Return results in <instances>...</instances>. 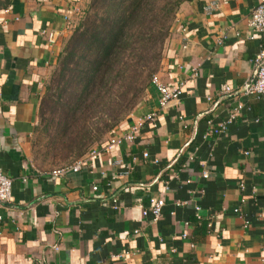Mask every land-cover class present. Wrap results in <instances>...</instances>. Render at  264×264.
<instances>
[{
  "label": "crops",
  "instance_id": "crops-1",
  "mask_svg": "<svg viewBox=\"0 0 264 264\" xmlns=\"http://www.w3.org/2000/svg\"><path fill=\"white\" fill-rule=\"evenodd\" d=\"M81 3L0 5V169L12 180L0 203V264H264V95L243 94L255 78L253 58L264 52V33L248 25L257 0L182 3L157 72L166 86L182 85L178 101L160 109L150 85L115 132L148 111L154 121L56 176L57 160L35 147L38 110L72 32L66 16ZM43 29L57 32L54 43ZM208 120L221 130L210 133ZM151 197L165 201L157 220L142 215Z\"/></svg>",
  "mask_w": 264,
  "mask_h": 264
},
{
  "label": "trees",
  "instance_id": "trees-1",
  "mask_svg": "<svg viewBox=\"0 0 264 264\" xmlns=\"http://www.w3.org/2000/svg\"><path fill=\"white\" fill-rule=\"evenodd\" d=\"M190 1H89L40 100L42 129H53L50 145L61 160L82 157L140 107L176 13Z\"/></svg>",
  "mask_w": 264,
  "mask_h": 264
},
{
  "label": "built area",
  "instance_id": "built-area-1",
  "mask_svg": "<svg viewBox=\"0 0 264 264\" xmlns=\"http://www.w3.org/2000/svg\"><path fill=\"white\" fill-rule=\"evenodd\" d=\"M217 5L214 1L210 2V5L207 6V8H210L212 6ZM8 11V9H6ZM74 12V9H72L70 15L66 16V21L68 23V26L70 25L71 22V14ZM248 25L252 32L256 34H261L264 33V0H257L256 5L253 7ZM41 34L45 35L47 41L52 44L56 41L57 37V32L54 31H47L43 29L41 31ZM252 37V36H251ZM253 62L255 65V78L254 80L246 84L243 88V94L245 95H255L256 97H259L261 95H264V52L260 51L258 52L254 58ZM193 75L195 76L196 73L194 72ZM150 85H153L156 87L158 93H159V98H158V106L160 109H165L168 107V105L172 102H177L180 96V88L181 84H177L174 87H168L164 83H162L159 79V76L157 73L153 74ZM230 92L229 87H225L223 90V93H228ZM243 105L239 104L236 108H242ZM156 116V112L154 110L148 111L142 115H140L136 122H134L130 129L127 132H124L122 134H116L114 132L113 134L110 135L109 140L107 143L102 147V149L99 148H91L86 155H83L82 157L76 159L73 163L68 164L64 167H60L57 169H53L51 173L53 175H60L63 174L67 171H73L77 172L81 170V168L87 164L88 162L96 159L100 153L101 150H107L109 147L113 145H119L123 141H132L136 137V133H138L141 129V127L148 122L154 121V118ZM207 124L209 125V131L210 133H218L221 129L220 127H215L211 120L207 121ZM143 157L147 158L148 153L143 152ZM157 159H153V162H157ZM120 160H117L116 163H119ZM127 170L122 173L126 174ZM208 176L207 170L203 169L202 171V177L206 178ZM187 182H190V180H187ZM11 189H12V180L9 178L5 173L0 169V203L7 202L10 197H11ZM93 190H97V186L92 187ZM243 201V200H242ZM185 201H176V205L180 206L184 204ZM118 199L117 198H112V207L114 209H117L118 207ZM165 206V201L162 197H151L149 198L148 204L146 207L142 210V215L144 217H151L152 220H157L163 212ZM234 212L239 213V208H234ZM195 217L197 219H202V214H201V208L199 206H195ZM1 218V217H0ZM187 224V222H186ZM188 234L187 232H183L181 234V238L185 239L187 238ZM193 246V244H191ZM262 252L264 253V245L262 247ZM124 255V254H123ZM117 256H122V254H119ZM264 260V257H263ZM129 264V263H126Z\"/></svg>",
  "mask_w": 264,
  "mask_h": 264
},
{
  "label": "rangeland",
  "instance_id": "rangeland-1",
  "mask_svg": "<svg viewBox=\"0 0 264 264\" xmlns=\"http://www.w3.org/2000/svg\"><path fill=\"white\" fill-rule=\"evenodd\" d=\"M89 1L90 0H82L81 4L74 5V7H73L74 12L71 14V22H70V25H69L70 30H73V28L82 19L83 15H84V13L86 11V8L88 6ZM50 77H51V74H50ZM50 77H49L48 81L46 82V84L48 82H50ZM147 92L148 91L146 90L144 98L147 96ZM144 98H143V101H144ZM39 109H40V104H39ZM52 134H53V129L52 128H48L46 131L42 129V116H40V112L38 110V130H37L36 139L34 141L36 150H37L39 156L42 157L44 160L52 161V159H55L57 161H55V162L52 161L54 163L53 165L59 166L58 168H60L62 166L64 167V166L68 165V164H66L68 162H66L64 160H61L57 156L58 151H55L54 148L51 147V145H50V137L52 136Z\"/></svg>",
  "mask_w": 264,
  "mask_h": 264
}]
</instances>
